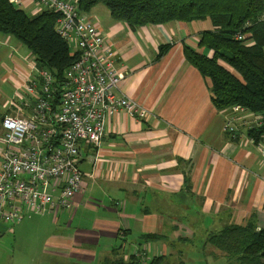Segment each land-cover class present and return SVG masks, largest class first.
<instances>
[{
  "label": "crops",
  "instance_id": "1",
  "mask_svg": "<svg viewBox=\"0 0 264 264\" xmlns=\"http://www.w3.org/2000/svg\"><path fill=\"white\" fill-rule=\"evenodd\" d=\"M21 9L30 16L41 11L33 0H23ZM87 18L117 55L125 76L123 93L153 116L144 121L127 114L109 118L101 147L82 145L84 190L73 198L71 209L34 216L48 227L25 226L23 220L12 231L0 219V237L14 233L16 243L20 233L25 241L44 237L43 252L70 264H102L117 253L128 259L126 252L136 255L141 249L147 252L141 264L155 257L176 264V243L191 246L197 231L190 227H195L205 248L181 253V264H223V255L206 246L212 231L246 225L251 218L264 229V154L245 128L237 138L225 131L231 116L255 117L218 110L211 81L186 59L187 48L205 51L200 37L211 24L172 22L132 29L100 4ZM25 46L0 33V123L19 108L32 112L35 103L25 94L35 62ZM162 47H167L163 55ZM5 148L0 142V168ZM195 215L205 221L196 222ZM181 216L189 217L185 225L177 220ZM144 235L163 239L144 244Z\"/></svg>",
  "mask_w": 264,
  "mask_h": 264
},
{
  "label": "built area",
  "instance_id": "2",
  "mask_svg": "<svg viewBox=\"0 0 264 264\" xmlns=\"http://www.w3.org/2000/svg\"><path fill=\"white\" fill-rule=\"evenodd\" d=\"M10 1L23 6V0ZM33 1L41 11L60 15L57 32L80 55L62 80L32 63L33 75L24 84L27 97L35 100L32 112L19 108L0 123V142L6 147L0 168V219L9 225L31 214L71 209L73 198L84 190L82 145L99 149L109 118L127 114L144 121L153 116L123 93L125 76L117 55L78 1ZM259 21L264 22V12ZM235 40L247 42V35L239 32ZM230 110L255 117H229L225 131L234 138L241 127L249 132L264 126V114L240 106ZM256 144L264 154V137Z\"/></svg>",
  "mask_w": 264,
  "mask_h": 264
},
{
  "label": "trees",
  "instance_id": "3",
  "mask_svg": "<svg viewBox=\"0 0 264 264\" xmlns=\"http://www.w3.org/2000/svg\"><path fill=\"white\" fill-rule=\"evenodd\" d=\"M105 4L112 16L132 29L172 22H209L211 30L201 33L199 47L204 52L186 49V59L204 78L211 81L212 102L225 111L240 106L255 114H264V0H79V9L87 14ZM60 15L41 11L30 16L10 0H0V33L13 36L35 55L36 65L57 80L64 79L80 53L57 32ZM243 32L247 42L235 40ZM167 47H162L160 54ZM211 53V55H209ZM259 143L264 126L248 132ZM144 244L162 240L159 235H144ZM220 252L223 264H264V229L251 218L246 225H228L211 233L206 246ZM141 245L140 247H142ZM120 248V247H119ZM126 252V247H121ZM117 253L102 264H141V255ZM149 264H166L164 257Z\"/></svg>",
  "mask_w": 264,
  "mask_h": 264
},
{
  "label": "rangeland",
  "instance_id": "4",
  "mask_svg": "<svg viewBox=\"0 0 264 264\" xmlns=\"http://www.w3.org/2000/svg\"><path fill=\"white\" fill-rule=\"evenodd\" d=\"M100 5L106 6L103 3H101ZM24 48L27 49L26 46ZM71 50H74L73 46H71ZM30 58L36 60L34 56ZM41 215L44 214H31L27 217H24L23 218L24 221L23 220L22 221L25 224V226H30L31 224H33L32 227H44L45 225L47 226V223L45 224V223L35 222L37 220V218L35 217H40ZM29 217H32L33 220L30 219ZM188 219L189 217H182V216L181 218L177 217V220H179L181 224L184 225H185V221H187ZM195 220L196 222L205 221L204 219H200L198 215H195ZM12 226H13L12 231H14L17 225H12ZM190 229L192 231L193 230L197 231V236L193 239L191 246L189 247H188L189 244L186 245L182 243L180 244L179 242L176 243L177 247H174L176 252L172 256V261L176 264H181V253L188 252L190 250H192L195 253L196 252L195 248L201 246L202 241L205 240L202 238L203 234L198 229H196L195 227H190ZM37 231L38 230H33L32 233L35 234V232ZM218 231H212V232L217 233ZM20 234H21V241L18 240L17 243L14 233H6L5 235H3V237H0V264H70V260H66L64 259V257L54 255V253L48 251H46L45 253L43 252L41 242L43 241L44 237L39 239V237L37 236H32L27 241H25L22 239V233ZM168 234L170 235L171 232H168ZM129 240L131 241V238ZM16 244L20 246L19 250L15 249ZM127 246H129V244H127ZM203 248H205V246L202 245L200 250H202ZM142 259H146V258L142 257Z\"/></svg>",
  "mask_w": 264,
  "mask_h": 264
}]
</instances>
